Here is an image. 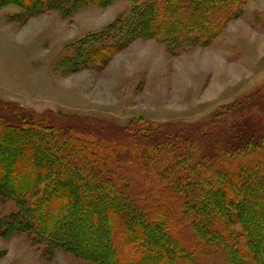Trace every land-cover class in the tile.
Listing matches in <instances>:
<instances>
[{"label":"rangeland","instance_id":"374dc122","mask_svg":"<svg viewBox=\"0 0 264 264\" xmlns=\"http://www.w3.org/2000/svg\"><path fill=\"white\" fill-rule=\"evenodd\" d=\"M131 7L127 0H116L104 7L84 4L70 12L64 11L63 16L57 11H49L38 12L27 19L17 6L0 8V99L11 103L6 111L0 108V117L5 121L0 120V132H4L8 123L16 126L9 131L22 132L17 129L18 125L27 132L26 143L37 142L45 148L48 140L56 136L51 133L41 136L39 132H58L55 130L58 126L59 130L64 128L63 131L76 136L89 132L112 144L115 147L113 157L125 156L120 166L132 170L137 167L126 176L133 193L144 197L153 207L155 201L158 207L163 206V209L155 206L156 210L167 211L161 220L162 227L177 226L179 233L174 236L183 242L173 240L163 228L159 232L160 249L166 257L169 251L165 248L170 249L169 246L172 250L181 243L187 247L189 242L182 239V234L188 230L184 229L198 228L191 224L192 221L185 224L187 216L182 201L164 189L158 174L154 176L148 172L152 165L148 170H145L146 166L152 157L159 155L154 147L165 142L175 144L167 150L176 152L179 142L189 141L187 143L194 144L192 151L202 158L196 162L199 168L190 157L180 162L182 166L195 165L194 173H189L191 178L202 169L201 165L209 156L220 149L231 148L246 139H249L246 148L253 145L252 149L257 142L255 138L264 136V0H248L242 6L241 14L230 20L210 43L182 45L177 50L154 39H136L121 45L120 36L109 31V27ZM107 31L109 36H103ZM259 88L261 91L255 100L253 96L248 97ZM241 98L244 99L232 108L233 111L223 113L218 110ZM13 100L47 107L39 111L27 106V109H20ZM21 118L28 122H21ZM140 120L149 122L151 130L142 136L133 135L131 131L139 127L137 122ZM37 126L40 130L35 128ZM83 137L85 141L90 140ZM62 149L67 152L64 155L61 152L57 159ZM43 152L48 159L56 157L52 163L64 178L73 174L71 178L75 176L86 186L83 193L80 192L84 199L91 192L103 195H96L98 202L104 200L102 209L97 208L96 201L89 208L95 214L100 210L107 214L125 210L130 221L118 228L135 226L137 215L143 211L134 204H141L137 197L120 198V189L109 182L107 185L89 182V176L81 174L78 168L81 165L67 157L74 153V148L65 143L60 142L59 148L51 152ZM108 153L100 151L99 154L106 157ZM162 164L167 165V162ZM167 168L170 171L176 169L173 166ZM210 172L212 170L203 173L200 183L208 182ZM117 174L123 176L118 171L114 176ZM206 186L209 187V183ZM64 188L59 183L57 189L64 193L61 202L56 200L57 206L59 209L62 206L60 211L72 217L80 210L70 207L67 201L71 197ZM180 190L176 189L177 192ZM30 192L18 198L0 196V264H94L65 249H55V241L35 233L36 226H32L34 221L29 217L28 206L32 196H39L40 190ZM208 208L205 203V208L198 210L201 213ZM144 210L155 211L148 206ZM168 212L177 214L176 218L170 220ZM105 218L108 221L97 232L90 228L89 221L83 224V231L75 232L76 227L63 218L59 230H69V234L74 232L76 235L69 237L67 234L68 241L61 239V242L84 248L93 243L94 238L110 236L114 218L109 215ZM210 233L216 237L215 232ZM180 254L187 262L195 260L196 264H211V259L206 257L198 258L184 250ZM243 264L251 263L244 261Z\"/></svg>","mask_w":264,"mask_h":264},{"label":"trees","instance_id":"16d2710c","mask_svg":"<svg viewBox=\"0 0 264 264\" xmlns=\"http://www.w3.org/2000/svg\"><path fill=\"white\" fill-rule=\"evenodd\" d=\"M114 1L116 0H0V8L17 6L23 10V14L25 13L24 19H27L38 12L57 11L63 16L64 11L70 12L84 4L104 7ZM127 1L132 4L130 11L120 16L118 21L109 27V31L116 32L120 36L118 40L121 45L136 39H154L171 50H177L182 45L210 43L220 35L230 20L241 14L242 6L248 0ZM109 31L103 32L102 35L109 36ZM260 91L261 88L256 89L248 94V97L253 96L255 100ZM243 99H238L227 106H221L218 110L223 113L233 111L232 108ZM248 101L249 99L246 100ZM9 104L11 103L0 99V108L4 111L7 106H10ZM13 104L20 109H27L18 103ZM2 119L1 116L0 120L4 123ZM21 120L23 123L28 122L22 118ZM37 122L40 123L41 120ZM137 124L139 127L131 131L133 135L142 136L151 130L150 123L145 120H140ZM57 127L55 130L57 129L58 132H39L41 136L46 133L56 136L48 140V146L45 148L37 142L26 143L25 133L27 132H24V128L18 125L17 129L19 128L22 132L12 131L16 129L9 131L11 128H16L11 123H8L4 132H0V196L18 198L24 193H31L32 189L40 190L39 196H32L33 200L29 203V217L34 221L32 226H36L35 233L55 241L57 243L54 244L55 249H65L74 256L94 264H196L195 260L191 262L184 260L180 254L183 250L198 258H209L211 264H243L244 261L251 264H264V177L261 178V174L264 176V147H261L264 144V136L255 138L257 142H254L256 145L252 149L250 148L253 145L246 148L245 143L249 139L231 148L220 149L209 156L207 164L201 165L202 169L199 172L196 171L197 175L191 178L189 173H194L193 166L196 165L199 168L196 162L202 159L195 151H192L193 143L179 142L176 145V152L167 150L175 144L165 142L162 146L154 147L159 155L149 160L150 164L145 170H148L151 165L156 168L154 170L151 166L148 172L154 173V176L158 174L161 179L160 184L164 186V189L167 188L176 200L182 201L187 216L185 224L192 221L191 224H196L198 228L194 230L190 226L184 229L188 230L182 234V239L189 242L187 247L181 243L172 250V246H169L170 249L165 248L169 251V255L165 257L160 249L162 244L159 245V232L162 228L173 240L183 241L174 236L179 233L176 230L177 226L173 224L169 229L162 227L161 220L166 217L167 211L156 210V207L163 209V206L158 207L155 201L153 207L149 204L151 202L144 197L141 198L139 197L141 195L133 193L126 176L131 175L137 167L132 170L131 167L120 166L125 156L113 157L115 147L108 141L99 139L89 132L76 136L75 133L63 131L64 128L59 130ZM35 128L40 130L41 127ZM83 136L89 137L90 140L87 141L90 144L84 140ZM60 142L74 148V153L67 154V157L81 165L78 168L81 174L89 176V182L95 181L96 184L99 182L105 185L109 182L115 188L120 189V198H131L132 196L138 198L141 204H134L143 211L137 215L135 226L118 228V225L123 226L124 222L130 221V215L126 214L125 210L111 211L110 214L105 213V210H100L98 214H95L94 210L89 209L94 201H96L97 208L102 209L105 204L104 200L98 202L96 195H103L91 192L92 194H86L84 199L80 192L83 193L82 190L86 189V186L75 176L71 178L73 174H69V178L67 179L66 176L65 179L64 175L59 173L57 166L52 163L56 161V157L60 159L61 152L64 155L67 151L59 150V154L53 160L49 158L52 161L44 156L43 151L48 153L55 148L58 149ZM100 151L109 153L105 157L99 154ZM185 157H190L196 164H192L193 166L180 165ZM148 158L146 156V159ZM165 162L176 169L168 170V166L162 164ZM136 164L139 163L136 162ZM244 166L251 167V172H248V167ZM140 168L143 167L140 166ZM209 170L212 172L209 174L208 182L200 183L203 182V173ZM117 171L123 173V176L121 174L114 176ZM92 178L96 180H91ZM59 183L66 187L64 189L71 197V200L67 201L70 207L74 206L80 210L72 217H69L67 212L60 211L62 206L60 209L57 206L58 201L56 200L61 202L62 193H64L57 189ZM206 183H209V187ZM176 189L181 190L177 192ZM205 203L210 208L200 213L198 209L205 208ZM146 206L155 211L144 210ZM168 213L170 220L176 218L177 214ZM108 215L114 218L111 222V235L102 239L94 238V242L88 243V246L84 248L78 244L65 242L68 241L66 235L69 234V230L58 228L59 224L64 221L63 218L66 217L69 225L76 227L73 229L75 232L84 229L83 224L87 221L90 222V228L97 232L108 221L105 218ZM20 229L27 230L23 227ZM235 229H238V232ZM211 231L216 233V237L210 233ZM75 235L76 233L71 232L69 237ZM61 239L65 241L61 242Z\"/></svg>","mask_w":264,"mask_h":264},{"label":"crops","instance_id":"0c3cea01","mask_svg":"<svg viewBox=\"0 0 264 264\" xmlns=\"http://www.w3.org/2000/svg\"><path fill=\"white\" fill-rule=\"evenodd\" d=\"M13 101H16V100H13ZM16 103H19V104H21L23 107H25V106H27V107H31V108H28V109H32V108H34V110L35 111H39L40 109H44V108H46L47 106H36V105H27V104H25L24 102H22V101H16ZM27 107H25V108H27ZM48 108H49V106H48Z\"/></svg>","mask_w":264,"mask_h":264},{"label":"bare ground","instance_id":"6f19581e","mask_svg":"<svg viewBox=\"0 0 264 264\" xmlns=\"http://www.w3.org/2000/svg\"><path fill=\"white\" fill-rule=\"evenodd\" d=\"M255 49H256V48H255ZM255 49H252V50L255 52V51H257V50H255Z\"/></svg>","mask_w":264,"mask_h":264}]
</instances>
